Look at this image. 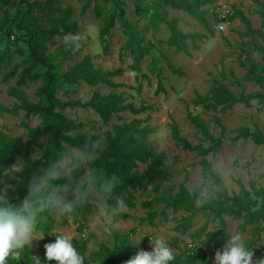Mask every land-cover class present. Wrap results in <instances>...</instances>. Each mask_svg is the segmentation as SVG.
Listing matches in <instances>:
<instances>
[{"label": "rangeland", "instance_id": "1", "mask_svg": "<svg viewBox=\"0 0 264 264\" xmlns=\"http://www.w3.org/2000/svg\"><path fill=\"white\" fill-rule=\"evenodd\" d=\"M41 2L43 6H35L32 14L26 12L27 6L16 0V6L0 4V103L11 106L17 99L8 93L15 87L17 77L3 79V75L16 63H21L26 53L19 52L27 49V44L21 41L16 44L10 34L25 33L27 29H17V24L23 22L27 28H34L41 24L50 27L46 18L58 16L57 10L70 7L74 10L73 19L78 23L81 34L59 30L47 42V53L56 55L55 62L60 72H65L73 64L79 62L83 56L89 54L94 66L104 70H120L121 75L113 77L120 87H110L104 84L89 85L80 81L79 84L68 87L66 84L56 86V93L62 100H88L93 92L101 94L111 92L122 93L124 103L133 102L136 106L141 103L151 106L150 109L134 114L128 109L113 113L108 119H103L92 108H66L63 112L69 118L81 124L76 130L88 136L95 135L98 140L106 139V131L114 124L141 119L142 125L148 124L154 128L148 136L155 154L162 157L166 177L153 181L145 189L131 190L135 206L129 208L124 205L121 211L129 216L125 219H115L112 225L102 219L97 204L99 197L93 191L83 206H78L71 217L64 218L46 216L51 225L45 229V236L40 240H33L29 250L22 252L20 257L10 259L12 264H34V259L45 261L44 244L55 239L47 230L60 231L73 236V243L82 255L85 264H99L105 257L92 259L102 245L114 250L116 244L126 247L131 256L136 251L151 250L150 238L164 237L168 240L176 255L206 247L208 256L196 261H188L180 255L179 264H214V253L222 248V242L213 241L205 246L207 233L219 226V219L207 212L190 216L183 209L175 210L167 205L166 199L171 200L180 184H184L190 192L197 193L196 202L200 205L206 201H223L225 195L240 194L241 187L238 180L250 191V201L253 208L260 206V197L251 189L264 188V143L256 144L252 139L231 141L225 139L215 151L202 155L182 148L173 139L172 124H176L180 135L186 137L191 144L208 146L210 141L188 119V114L200 118L205 123L208 134L218 136L222 134V127L214 120V115L221 120L225 128V135L233 136L234 130L247 127L251 131L264 134V104L257 99L251 100V107L237 103L228 109H222V104L216 108H204L201 104H194V92L203 96L212 94L215 81H220L231 93H254L262 91V87L253 81L246 80V66L255 63L258 70H264V57L257 51H242L244 46L264 41L259 32L249 33L238 16H233L224 23V30L218 31L217 12L221 4L230 8L232 14L236 10L242 11L251 22L253 29L264 34L261 24V7L264 0H213L199 7V16L194 17L185 10L172 8L161 0H29ZM141 11H137V7ZM85 7V9H83ZM164 17L173 20L177 29L187 34L183 39V49L167 43L170 34L169 26L159 20ZM124 22L130 25L136 41L128 39ZM111 23V24H110ZM67 43L75 46L73 56L64 59L58 50ZM149 46V53L140 57L135 67L137 46ZM180 68L183 74L174 73L168 66ZM22 66L19 68V70ZM262 72V71H261ZM142 73L147 74L148 78ZM263 73V72H262ZM159 78L162 79L164 90L158 89ZM42 79L28 83L20 89L31 103H38L37 93ZM40 116L26 117L21 110L16 116L0 115V131L7 138H28V129L24 124L35 127L41 124ZM47 135L38 138L39 145L29 151L32 158H40L42 147L47 143ZM208 163L220 177L221 184L214 182L204 169ZM19 164L25 168L26 156L19 154L14 166ZM146 169L141 164L139 170ZM156 198V199H154ZM164 198V200L162 199ZM153 200L151 207H143L142 202ZM248 201V200H245ZM155 211L156 216L149 221L146 219L148 211ZM228 233H239L249 246L257 249L259 255L264 253V221L257 224L243 226V218L224 215ZM44 230V229H43ZM144 233L145 236L143 237ZM143 237L141 242L136 243ZM204 242V243H203ZM200 243H203L199 246ZM136 245V246H135ZM117 252V251H116ZM36 255V256H35ZM38 256V257H37ZM118 257V253H117ZM255 264L260 258L253 257ZM51 264H56L52 261Z\"/></svg>", "mask_w": 264, "mask_h": 264}, {"label": "trees", "instance_id": "2", "mask_svg": "<svg viewBox=\"0 0 264 264\" xmlns=\"http://www.w3.org/2000/svg\"><path fill=\"white\" fill-rule=\"evenodd\" d=\"M166 4H169L172 8L185 10L187 13L194 17L199 16V7L213 0H161ZM21 3H25L27 6L26 12L32 14L35 6H43L41 2H30L29 0H20ZM51 2V0H49ZM0 4L8 5L10 7L16 6V0H0ZM85 9V7L83 8ZM59 15L50 17L45 15L48 21L51 23L50 27H45L41 24H37L34 28H27L23 25L21 20L17 24V29H27L25 33L10 34L7 30L5 33L10 36L13 42L19 44L24 41L27 44V49L22 50L18 48L19 52L26 53L21 63H16L11 69L4 73L3 79L7 80L16 76L15 87H11L8 93L17 99V102L11 106H5L0 103V115L9 114L16 116L22 110L26 117L40 116L43 118L41 124L35 127H30L24 124L28 129V138L12 139L5 137L0 131V173L6 172L9 166H14L15 159L19 154L26 156L27 165L23 169V178L27 177L31 171L37 167H45L47 163L52 162L60 149L66 144L81 145L85 142L98 140L97 136H88L83 132H77L76 130L81 124L77 123L74 119L69 118L64 114L66 108H92L96 110L103 119H108L113 113L120 112L128 109L134 114L144 112L151 108V106L141 103L136 106L133 102L124 103L125 98L122 93H108L101 94L98 91L93 92L92 96L88 100L82 99H67L62 100L56 93V86L59 84H66L69 88L77 85L80 81H83L89 85L104 84L110 87L123 86L122 83H116L113 81V77L121 75L120 70H104L94 66L91 61V56L86 54L83 58L69 67L65 72L58 70V65L55 62L56 55L47 53V42L49 38L56 35L59 30L71 32L76 35L81 34V29L73 19L72 15L74 10L70 7H66L61 10H57ZM137 11H141L139 5ZM233 16H238L244 23L246 31L249 33L259 32L263 41L264 34L260 30L253 29L250 20L240 10H236L234 14L229 16L232 19ZM261 24L264 27V3L261 7ZM164 21L170 28V35L167 39V43L170 46H175L178 50L183 49V39L187 38V34L181 33L173 20L165 19L164 17L158 18ZM217 19L219 21V14L217 12ZM111 24V23H110ZM128 39L136 41L135 36L130 30V25L124 22ZM75 46L72 43H67L64 47L58 50V54L62 55L64 59H70L73 56ZM242 51H257L264 57V45L261 43H253L250 47L244 46ZM136 62L135 67L137 69V62L140 57H143L149 53V46H137L136 49ZM1 59V58H0ZM168 66L171 71L178 74H183L180 68L171 65L167 60ZM22 68L19 70V68ZM245 79L258 83L262 87V91L245 94L243 91L234 94L227 90L226 87L220 82L215 81V85L212 87V94L210 96H203L198 92H194V98L192 102L196 105L201 104L204 108H216L218 104H222V109H228L237 103H242L246 107H251V100L257 99L260 103L264 104V70H258V66L255 63H251L246 66ZM263 73H262V72ZM142 75L148 78L147 74ZM42 79V84L38 87L37 93L40 97L38 103H31L28 101L24 92L20 87L27 85L28 83L35 82ZM162 79L159 78L158 89L164 90L162 87ZM189 121L199 129L204 137L210 141L208 146L194 145L190 141L180 135V132L176 124H172V136L182 148L189 151L197 152L198 154L207 155L215 151L222 145L225 139L231 141H238L241 139L250 138L256 144L264 143V134L259 131H251L247 127H240L234 130L233 136L225 135V128L221 124V120L218 116L214 115V120L222 127V134L213 136L207 133L205 129V123L197 117L188 114ZM141 119H132L129 122H123L114 124L110 130L106 131V139L101 141L104 145L103 150L99 153L95 164L103 172L113 177L116 181V187L113 193V199L111 203H115L116 198L123 201L124 205L131 208L135 206L134 196L131 190L145 189L153 181H158L166 177V170L162 161V157L159 154H155L152 145L147 141L148 136L154 131L153 127L148 124L142 125ZM47 135V143L42 147V153L40 158H32L29 156V151L33 146L39 145L38 138ZM141 164H146V169L140 171ZM204 169L210 179L217 184H221L220 177L215 173L212 167L208 164H204ZM241 187L240 194L225 195L223 201H206L197 204V193L190 192L184 184L178 186V190L171 200L166 199L167 205H170L173 209H183L189 212L190 216H195L201 212H207L216 216L219 219V226L214 230L208 232V237L205 246L211 244L213 241L222 242L224 244L230 234L227 230V222L224 215H232L235 217L243 218V226L247 224H257L260 221H264V188H256L251 185L253 192L260 197V206L253 208L250 201V191L238 180ZM16 194L23 196L25 189L21 184L16 189ZM156 199V198H154ZM164 200V198H162ZM157 200V199H156ZM248 200V201H245ZM153 200H146L142 202L143 207H151ZM83 203L81 206H83ZM129 216L128 213L121 211L115 219H125ZM156 216L155 211L149 210L146 219L152 221ZM67 221V218H64ZM51 225L50 220L44 219L42 228L48 229ZM206 237V238H207ZM111 250L108 246L102 245L101 248L92 254V259L96 256L100 257V254H105V257L99 261V264H124L126 260L131 257L126 247V251L122 250L121 245L114 247ZM206 247H198L196 250L191 251V254L181 252L176 255V259L172 264H179L180 255H184L188 261H196L204 259L208 256ZM253 249V257L260 258L259 263L263 264L262 257L259 255V251ZM117 251V252H116ZM118 253V257H117ZM44 255H42V258ZM9 264H12L9 261Z\"/></svg>", "mask_w": 264, "mask_h": 264}, {"label": "clouds", "instance_id": "3", "mask_svg": "<svg viewBox=\"0 0 264 264\" xmlns=\"http://www.w3.org/2000/svg\"><path fill=\"white\" fill-rule=\"evenodd\" d=\"M103 147L100 140L81 145L66 144L52 162L33 169L23 180V167L19 164L0 173V264H9L10 259L18 258L29 250L33 240L44 238L46 230L42 224L46 216L71 217L93 191L99 197L97 208L100 216L107 225L113 224L124 203L119 198L115 203L110 202L116 181L95 164ZM21 181L25 189L22 197L16 194ZM47 232L55 237L44 244V260L48 264L52 261L56 264H85V256L73 243L71 234ZM149 241L151 250L136 251L124 264H172L176 253L168 240L158 236L149 237ZM253 255L248 242L241 234L235 233L216 250L214 264H254ZM34 264L42 262L34 259Z\"/></svg>", "mask_w": 264, "mask_h": 264}, {"label": "built area", "instance_id": "4", "mask_svg": "<svg viewBox=\"0 0 264 264\" xmlns=\"http://www.w3.org/2000/svg\"><path fill=\"white\" fill-rule=\"evenodd\" d=\"M218 14H219V23H218V31L224 30V23L228 21L229 16L232 14V11L230 8L224 4H221L219 9H218ZM262 261L264 264V253L261 255Z\"/></svg>", "mask_w": 264, "mask_h": 264}, {"label": "crops", "instance_id": "5", "mask_svg": "<svg viewBox=\"0 0 264 264\" xmlns=\"http://www.w3.org/2000/svg\"><path fill=\"white\" fill-rule=\"evenodd\" d=\"M170 35V34H169ZM169 37V36H168Z\"/></svg>", "mask_w": 264, "mask_h": 264}]
</instances>
